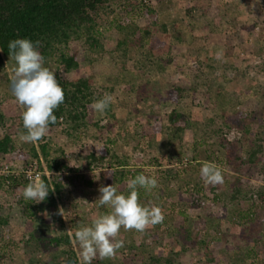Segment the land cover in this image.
Returning <instances> with one entry per match:
<instances>
[{
  "label": "rangeland",
  "instance_id": "obj_1",
  "mask_svg": "<svg viewBox=\"0 0 264 264\" xmlns=\"http://www.w3.org/2000/svg\"><path fill=\"white\" fill-rule=\"evenodd\" d=\"M137 1L157 11L159 23L166 24L171 35L167 42L174 52L180 51L179 57L161 72L149 62L140 70L123 71L122 59L128 64L143 63L150 54L149 45L134 43L125 58L120 52H87L71 77L93 76L95 101L109 94L113 102L103 114L94 110L93 122L98 125L76 132L64 122L46 139L50 157L62 156V151L97 154L96 148L102 147L97 157L104 159L90 166L97 177L99 166H116L119 158L128 161L131 172L140 168L143 175L156 178L155 188L163 196V222L143 232L121 227L116 239L123 240L124 246L114 258H106V264H165L167 257L172 264H235L237 257L238 264H264V161L244 163L254 148L264 149V0H206L205 7L195 5V0ZM137 1L114 0L103 27L108 47L116 41L117 25L142 15ZM16 66L12 59L0 70V106L23 113L25 108L13 95L9 78ZM44 66L55 75H65L53 62ZM181 84L196 90L185 91L176 102L168 99ZM172 110L182 112L191 122L198 140L196 149L170 141L167 114ZM3 134L0 127V137ZM23 135L21 131L13 135L16 152L30 153L33 146L39 149L37 141L25 142ZM106 149L111 152L103 155ZM68 161L75 166L71 158ZM87 162L80 160L81 169L88 168ZM41 163L47 170L46 162ZM204 163L216 165L222 184L205 183L200 172ZM28 164L39 167L36 159H29ZM172 164L181 170L179 187L169 185L166 177ZM70 172L64 169L61 174ZM8 173L0 165V174ZM99 188L84 189L78 195L66 190L58 197L57 209L46 208L27 220L24 236L18 232L17 239L0 237V264H68L65 246L49 240L69 232L71 220L91 226L95 218L110 211L109 206L98 203ZM22 190L13 189L8 181L6 198L0 193V200H11ZM140 203L151 206L147 201ZM60 207L65 209L64 215L58 214ZM183 210L185 228L192 231L189 239L175 232ZM40 229L47 237L43 242L34 234ZM137 237L145 244L138 247ZM75 249L76 262L70 264H85L78 243ZM248 251L250 256H246ZM156 257L161 261L156 262ZM98 259L99 255L92 262Z\"/></svg>",
  "mask_w": 264,
  "mask_h": 264
},
{
  "label": "trees",
  "instance_id": "obj_2",
  "mask_svg": "<svg viewBox=\"0 0 264 264\" xmlns=\"http://www.w3.org/2000/svg\"><path fill=\"white\" fill-rule=\"evenodd\" d=\"M133 1L136 3L137 0ZM205 1L195 0V5L205 7ZM113 2L114 0H0V50H2L0 51V70L6 61L12 60L9 56V42L17 38H29L34 43L40 42L39 51L44 57V64L53 62L57 69L65 74L56 73V78L64 89L65 100L54 110L57 122L50 123L46 136L37 141L39 149L33 146L30 153L16 152L13 135L20 131L24 135L27 134V129L23 125V113L16 112L18 110L12 109L10 106L3 108L0 106V127L4 131L0 137V165L9 172L7 175L0 174V193L6 198L4 188L8 181L12 184L13 189L18 187L24 189L27 186L30 181L25 178L23 170L29 167V159L38 160L39 167L37 166V168L41 172L39 182L45 183L49 188L47 198L39 203L25 200L22 195L23 190L11 200H0V237L7 235L11 239L14 237L17 239L18 232L24 236L23 229L27 220L46 208L57 209L59 206L58 197H61L62 192L64 193L66 190H69V194L76 193L78 195L84 189L113 184L119 194L128 195L131 191L128 188V182L142 174L140 168L131 172L127 169L128 161L118 158L116 166H99L101 172L97 177L95 170L90 166L100 159L103 160L104 156L97 157L95 152L80 151L67 154L62 151V156L50 157L49 143L46 140L47 137L53 136L64 122L76 132L91 124L98 125L93 122L92 104L95 101V95L91 92V87L94 77L81 76L76 79L71 77V73L78 70L86 59L87 52L93 54L105 51L111 54L120 52L125 58L129 47L134 43L143 46L149 45L150 54L145 55L143 63L135 61V64H128L125 59H122L123 71L140 70L149 62L152 67L161 72L166 64L174 63L179 57L180 51L174 52L171 44L167 42L171 38L167 25L159 23L158 13L154 8L146 3H139V1L136 6L141 7L142 15L137 19L133 16L128 24L117 25L116 41L108 47L103 37V27H106L105 23L110 16ZM120 35L123 37L120 38ZM189 89L196 90L195 87L188 84L176 86L169 94L168 99L176 102ZM167 118L171 123L170 141H179L183 145L194 147L193 150L196 149L198 140L195 138L191 122L185 120V115L172 110L167 114ZM222 146L227 148L224 143ZM110 152L109 149H106L102 153L108 155ZM114 156L118 157L116 154ZM70 158L76 166L69 164L68 159ZM81 159L88 161V168L81 169L79 163ZM42 160L46 162L47 170L42 166ZM259 160L264 161V149L260 146L253 149L244 163H256ZM64 169L71 172L63 175L61 172ZM15 171H19L17 173L19 175L14 174ZM166 177L169 185L174 187H179L183 181L181 170L175 164L166 170ZM137 191L139 202L147 201L148 204L159 207L162 204L160 200L163 196L158 189L153 188L149 192L138 186ZM262 194L263 192L260 196ZM256 195L253 194V197ZM182 214L184 217L176 220L175 232L183 234L182 238L189 239L192 231L185 228L186 211L183 210ZM62 226L65 228L64 225ZM80 226L71 220L69 232L49 240L50 243L65 246L68 264L76 262L75 246L78 242L75 232ZM34 234H38L39 242L47 239L42 229L35 230ZM135 244L138 247L142 246L145 244V240L137 237ZM250 253L248 251L246 256H250ZM155 259L156 262L161 261L160 257ZM236 260L235 264H238L240 259L237 257ZM91 264H106V260L98 259ZM165 264H172V259L167 257Z\"/></svg>",
  "mask_w": 264,
  "mask_h": 264
},
{
  "label": "clouds",
  "instance_id": "obj_3",
  "mask_svg": "<svg viewBox=\"0 0 264 264\" xmlns=\"http://www.w3.org/2000/svg\"><path fill=\"white\" fill-rule=\"evenodd\" d=\"M39 45V41L34 43L29 38H17L10 41L8 46L10 59H14L17 65L9 76L13 95L25 108L23 125L27 134L21 136V139L32 143L44 138L48 125L57 122L54 110L65 100L64 89L55 73L44 66V57L39 51ZM112 102V96L105 94L102 99L93 102L92 108L103 114ZM228 138L231 139V136ZM96 149L97 155H100L103 148ZM200 172L206 184L215 186L223 183L221 171L214 164L204 163ZM29 181L22 192L24 199L36 203L44 201L49 194L48 186L32 180L31 177ZM138 186L150 192L157 187V180L143 174L137 175L128 182V188L131 190L128 195L118 194L113 184L100 186L98 203L101 206H109L110 211L95 218L91 226L81 225L75 232L81 249L80 256L85 264H91L97 255L100 259L115 257L116 251L124 246L123 240L116 239L121 227L143 232L148 227L163 222L164 214L159 206L141 205ZM64 211L65 209L60 207L58 214L64 215ZM64 218L67 219L65 216Z\"/></svg>",
  "mask_w": 264,
  "mask_h": 264
},
{
  "label": "built area",
  "instance_id": "obj_4",
  "mask_svg": "<svg viewBox=\"0 0 264 264\" xmlns=\"http://www.w3.org/2000/svg\"><path fill=\"white\" fill-rule=\"evenodd\" d=\"M23 174L28 180L29 177H31L32 180L35 181H40L41 179V172L38 170L36 164H30L28 168L23 170Z\"/></svg>",
  "mask_w": 264,
  "mask_h": 264
}]
</instances>
